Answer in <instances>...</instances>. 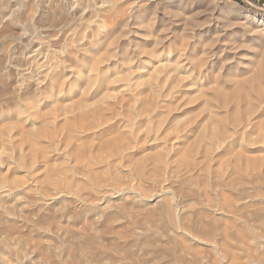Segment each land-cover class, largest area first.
Returning a JSON list of instances; mask_svg holds the SVG:
<instances>
[{"label":"rangeland","instance_id":"374dc122","mask_svg":"<svg viewBox=\"0 0 264 264\" xmlns=\"http://www.w3.org/2000/svg\"><path fill=\"white\" fill-rule=\"evenodd\" d=\"M58 3L62 5L59 6ZM86 3L93 5L91 7ZM94 5L99 7V10ZM90 8L92 9L89 10ZM65 9L67 10L65 11ZM47 10L51 12H46ZM64 12L70 15L69 18ZM89 12L90 14H87ZM96 12L98 13L93 15ZM61 13L62 18L59 17ZM49 16H54V18ZM75 16L80 20H76ZM40 17L42 20L39 19ZM83 17H86L84 18L87 20L86 22L82 20ZM78 20L84 24L79 25ZM144 22L145 24H143ZM146 23L153 29L154 35L160 36L163 40L158 47L160 54L164 52L168 60L175 58L176 54L179 56L178 52L184 50V47L180 48L183 46L180 39L183 36L182 39L186 42L188 40L190 46L182 53L195 54L192 55L196 57L192 58L195 62L200 59V56H205V65L201 69L203 71L207 66L204 72L207 71L208 74L220 67H222V72L229 68L230 71L235 69L236 72L238 71L237 73H240L247 69L249 61L257 53L258 48L264 47V0H57V3L54 0H0V114L13 110L16 102H23L26 95H32V91L34 94L41 90V94H45L41 83L36 81L39 79L36 78L41 70L38 68V63L42 60L38 55L36 56L37 63L34 62L32 51L34 47L39 48L41 54L47 58V61L44 62L45 66L62 63L61 66L64 65L62 76L65 75L64 81L62 79L61 86L59 85L62 90L60 91L58 87L59 90L56 88L50 94L53 95V98L50 95L46 94L45 97L42 94L39 96L41 100L38 101L40 102H37L33 108L28 106L29 109H26L25 107L24 113H21L17 118H15L16 116L4 117L0 121V264H264V240L249 236L245 238L246 240L240 241L232 227L228 228H231L228 231L229 237H224L225 235L220 230L223 215L215 208L213 210L214 204L211 198L214 190L223 189L231 199V213L237 214L252 230L264 233V228L261 225V222L264 223V170L259 176L256 174L258 177L254 176L257 181L259 180L256 183V188L254 183H251L255 181L254 177L253 181L246 179L247 186L243 185L244 180L241 181L242 179L238 178H233L230 181L231 186H224L214 179L206 181L207 184H205V180L203 183L202 180H189L193 174L202 173L200 166L196 168L201 172L196 168L194 171L190 167L175 170L176 172L173 170L174 172L162 173L155 169L152 171L153 168L150 170L149 166L139 167V170L135 167H126L127 164L126 166L117 165L118 168L115 170L114 168L108 170L106 169L108 163H104V157L106 158L110 147H106L105 143L112 134H95L97 138L91 137L92 130L79 129L75 124L77 116L83 109L85 111L91 107H104L110 103L118 102L119 99L124 100L131 92L129 89L132 90L133 85H136L138 72L146 73L148 64H151V60L144 58L143 62L146 65H140V58L143 59V55L136 54L135 60L127 59L125 60L127 63L120 62L125 66L114 62L111 58L107 59L108 62L106 59H102L96 63L97 65H93L96 56L92 58L94 62L89 60L90 62L87 61V64H84L86 67L73 65L74 69H71V65L75 63L73 60L75 56V60H77L78 57L87 55L94 39L98 35L102 37L104 32L110 30L109 28H114L118 45L123 43L124 46L129 45L128 40L141 39L137 37V33L145 30L148 26ZM124 31L128 34L126 35ZM109 34L106 33V35ZM142 40L144 41V39ZM117 43L110 44L111 47L108 43L104 44L105 46L101 47L99 54L105 52L104 47H107L106 50L112 48L117 56L120 55L117 52L119 49L121 51L123 46H116ZM31 46L32 48H30ZM131 48L130 46L128 50ZM58 50L61 51L58 52ZM75 51L77 52L75 53ZM167 51L170 55L166 53ZM49 52L51 53L49 54ZM47 54H49L48 57ZM56 55L58 56L54 59ZM64 60L69 61L65 62ZM106 67L110 70L106 71L108 75L105 71L102 73L100 70L101 74L99 69L108 70ZM131 67H136L138 71L134 68L133 71ZM75 68H80V71L77 69L78 72H75ZM85 68L86 70H83ZM117 70L119 75L115 72ZM67 72H69V76ZM129 72L133 74L129 75ZM192 73L195 74H189L190 79L187 76L185 81L189 82L193 77L192 81L196 80L195 77L196 81H199L197 71H192ZM72 74L76 75L75 79L71 76ZM87 74L89 75L87 76ZM134 74L136 75L134 76ZM84 75L87 77L85 78ZM97 75L104 76L99 78ZM66 77L68 79H65ZM103 77H105L104 80H102ZM117 79L118 81H116ZM123 79L125 80L123 81ZM84 80L85 83L87 81V84L84 83ZM96 80H99L100 85ZM94 81L97 82L96 85H94ZM36 82L38 83L36 84ZM76 82L77 84H75ZM109 84L111 85L109 86ZM130 85L131 87H128ZM99 88L102 90L100 91ZM84 90L88 92H83ZM123 91L126 92L123 93ZM40 92L38 93L40 94ZM122 94L123 96H121ZM104 95L106 98H103ZM120 96L121 98H119ZM171 96L178 97L180 111H183L185 105L181 104L184 101L180 97V93L173 91ZM99 99L105 102L101 100V103L96 102ZM53 100H56V103ZM76 102H79L83 109L80 106L77 107ZM94 102L99 105L95 106ZM57 104L59 105L57 106ZM68 107L69 110H67ZM46 111L47 114H45ZM73 117H76V121L72 119ZM52 118L57 120L54 121ZM49 119L56 123L53 122V124ZM42 121H46L45 124ZM119 122L118 125L123 124V122ZM171 124H166L165 128L167 130L169 127L172 128ZM66 125L67 127H65ZM1 127H3L2 130ZM4 127L6 128L4 129ZM74 130L77 131L76 134H74ZM70 131H74L73 134ZM26 135L27 137H25ZM69 135L74 136L70 139ZM85 135L92 138L91 141H87ZM260 135V130L257 129L251 133L252 139L259 138L260 140ZM93 140L94 142H92ZM84 143L85 145H83ZM138 144L144 145L143 148L148 145L146 142H137L136 144L132 142L131 150L129 149L128 152L126 150L123 154L133 155ZM94 145L96 146L93 147ZM108 160H110L109 157L107 162H109ZM115 171L117 173H114ZM153 172H156L157 176L153 175ZM164 177L165 179H163ZM167 178L169 179L167 180ZM237 180L241 181V184ZM261 180L262 182H260ZM249 195L251 197L248 198Z\"/></svg>","mask_w":264,"mask_h":264},{"label":"bare ground","instance_id":"6f19581e","mask_svg":"<svg viewBox=\"0 0 264 264\" xmlns=\"http://www.w3.org/2000/svg\"><path fill=\"white\" fill-rule=\"evenodd\" d=\"M70 1V0H69ZM73 1V0H72ZM79 1V0H78ZM54 2L57 3V0ZM62 3V1H60ZM86 2V1H85ZM101 2V1H100ZM47 4V3H46ZM59 4V3H58ZM82 4V3H81ZM85 4V3H84ZM89 5L93 4H89ZM95 4L97 2L95 1ZM62 4H59V6ZM68 5V4H66ZM77 5V4H75ZM101 5V4H100ZM65 6V5H64ZM71 6V5H70ZM87 6V5H85ZM87 6V7H88ZM95 6V5H94ZM93 6V7H94ZM102 6V5H101ZM7 7V6H6ZM78 7V6H77ZM76 7V8H77ZM38 10L40 11L39 7H37ZM51 8V7H50ZM61 8V7H60ZM59 8V9H60ZM72 8V7H71ZM79 8V7H78ZM81 8V7H80ZM97 8V6H95ZM99 8V7H98ZM97 8V9H98ZM49 9V8H48ZM63 9V8H62ZM61 9V10H62ZM73 9V8H72ZM82 9V8H81ZM90 8L89 10H91ZM94 9V8H93ZM37 10V11H38ZM51 10V9H50ZM46 11V12H51V11ZM54 9H52L53 11ZM67 9H65L66 11ZM80 10V9H78ZM84 10H86L84 8ZM99 10V9H98ZM132 10V9H131ZM28 11V10H27ZM35 11V10H34ZM55 11V10H54ZM75 11V10H74ZM82 11V10H81ZM88 11V10H87ZM93 11V10H92ZM103 11V9H102ZM95 12V11H94ZM101 12V9H100ZM34 13V12H33ZM41 13V12H40ZM63 13V12H62ZM62 13L60 14L59 17L61 16ZM66 13V12H64ZM92 13L93 15L97 14ZM104 13V12H103ZM35 14V13H34ZM38 14V12H37ZM36 14V18H37ZM44 14V12H43ZM67 14V13H66ZM74 14V13H72ZM80 14V13H79ZM78 14V15H79ZM85 14V12H84ZM87 14H90L87 13ZM131 14V13H130ZM57 15V14H56ZM59 15V14H58ZM57 15V16H58ZM75 15V14H74ZM81 15V14H80ZM86 15V14H85ZM120 15V14H119ZM10 16V15H9ZM31 16V15H30ZM34 16V15H33ZM46 16V15H45ZM55 16V14H54ZM54 16H49L50 18H54ZM65 16V15H64ZM70 15L67 14V17L69 18ZM84 16V15H83ZM88 16V15H87ZM92 16V15H91ZM90 16V17H91ZM107 16V15H105ZM6 17V16H5ZM48 17V16H47ZM46 17V18H47ZM58 17V18H59ZM76 17V16H75ZM80 17V16H79ZM11 18V17H10ZM44 18V17H43ZM45 18V19H46ZM73 18V17H72ZM81 18V17H80ZM86 17H83L82 20H87L84 19ZM89 18V17H88ZM99 18V17H98ZM109 18V17H108ZM32 19V18H31ZM39 19L42 20L40 17ZM44 19V20H45ZM67 19V18H66ZM74 19V18H73ZM79 19L76 17V20ZM93 19V18H92ZM116 19V18H115ZM69 20V19H68ZM80 20V19H79ZM78 20V22H79ZM109 20V19H108ZM126 20V19H125ZM37 21V20H36ZM74 21V20H73ZM105 21V20H103ZM112 20L110 19V22ZM40 22V21H39ZM67 22V20H66ZM65 22V23H66ZM70 22V20L68 21ZM67 22V23H68ZM83 22V21H82ZM125 22V21H124ZM123 22V23H124ZM146 22V21H145ZM145 22L143 24H145ZM76 23V21H75ZM102 23V22H101ZM107 23V20H106ZM109 23V22H108ZM113 23V22H112ZM122 23V24H123ZM142 23V22H141ZM71 24V23H70ZM74 24V23H73ZM84 24V23H80ZM97 24V23H96ZM105 24V23H104ZM140 24V23H139ZM147 24V23H146ZM151 24V23H150ZM72 25V24H71ZM107 25V24H106ZM110 25V24H109ZM108 25V26H109ZM148 25V24H147ZM152 25V24H151ZM65 26H67L65 24ZM107 26V27H108ZM111 26V25H110ZM121 26V25H120ZM52 27V26H51ZM54 27V26H53ZM61 27V26H60ZM69 27V26H67ZM106 27V28H107ZM118 27V26H117ZM140 27V26H139ZM153 27V26H152ZM72 28V27H71ZM121 28H123L121 26ZM120 28V29H121ZM163 28V27H162ZM29 29V28H28ZM110 30L107 31L110 33L109 35H106L107 32L103 33V36L101 35H96L97 38L94 39V43L91 45L89 48L87 55H83V57L79 58L77 60L76 56L75 61H73L74 64L71 65V67L74 65L75 67H78L79 65H84L87 64V61L92 60V58L96 57L95 62L93 65H97V62L102 61V59H109L111 58L114 62H125L127 59H136L134 56L137 55H143L140 58V65L144 66L143 61L146 60H151V64H148L149 66L147 67L146 73H139L137 74V78L135 81L136 85H133V89L126 98L119 99L118 102H114V104L106 105L104 107H91L89 110L83 111V107L79 105V102H76L77 107L80 106L82 107V111H80V114L77 116V122L75 124L78 126L79 129L84 128V130H92L90 134H92L91 137H96L97 134H109L110 136L109 139H107V143H104L106 147H110L109 151H107L106 158L109 162H107V159L104 157V163H108V166L106 169L108 170H115V168H118L117 165H125L127 164L126 167H135V168H145V167H151L150 170L152 171L155 169L159 172L166 173L169 171H175V170H180L182 168H193L194 170L196 167L200 166L202 173L201 174H193L191 176V179L189 180H205V182H209L210 179H214L217 183L219 182L220 184L224 186L230 185V181L233 178H238L242 179L243 185H246L247 180L251 179V181L254 180V178L263 172L264 170V47L257 51V53L252 56L251 60L248 63V67L246 70L240 71V73H237L234 69V71H230L225 69V71L222 72V67L218 68L216 71H210L209 74L204 72V69L202 71V67L205 65L204 57L200 56L199 60L193 61L192 58L194 55L190 53H182L184 50H187L189 48V41L180 38L182 41V45L180 48H183L182 52H178L179 56L173 57L171 60L164 55L165 53L163 52L160 54L159 52V45L163 42L162 38L158 35H154L153 29L148 25L145 30L140 31L137 33V37L141 38L138 40L135 39H130L128 40L129 45L120 44L118 45V38L116 35H114V28H109ZM161 29V28H160ZM167 29V28H166ZM36 30V29H35ZM94 30V29H93ZM103 30V29H102ZM123 31V29H121ZM125 30V29H124ZM105 31V30H104ZM121 31V32H122ZM184 31V30H183ZM80 32V31H79ZM83 32V31H82ZM95 32V31H94ZM93 32V33H94ZM120 32V31H119ZM118 32V33H119ZM127 32V31H126ZM175 32V31H174ZM35 33V32H34ZM66 33V32H65ZM101 33V32H100ZM117 33V30H116ZM125 33V31H124ZM218 33V32H217ZM1 34V33H0ZM120 34V33H119ZM126 34V33H125ZM128 34V33H127ZM126 34V35H127ZM3 35V33H2ZM106 35V36H105ZM23 36V35H22ZM49 36V35H48ZM78 36V35H77ZM82 36V35H81ZM119 36V35H118ZM155 36V37H154ZM166 36V35H165ZM40 37V36H39ZM125 37V36H123ZM187 37V36H186ZM29 38V37H28ZM128 38V37H127ZM166 38V37H165ZM27 39V38H26ZM92 39V40H93ZM144 39V41L142 40ZM24 40V39H23ZM31 40V38H30ZM26 41V40H25ZM24 41V42H25ZM36 41V40H35ZM120 41V40H119ZM41 42V41H40ZM107 42L109 45L110 44H115L117 43L116 46H123L120 53L119 51L116 55L115 51L111 49L106 50L107 47H104L105 52H99L101 51V47L105 46L104 44ZM123 42V41H121ZM199 42V41H198ZM28 43V42H27ZM43 43V42H41ZM73 43V42H72ZM127 43V44H128ZM191 43V42H190ZM39 44V43H38ZM37 44V45H38ZM76 44V43H74ZM19 45V44H18ZM41 45V44H39ZM38 45V46H39ZM108 45V46H109ZM175 45V44H174ZM177 45V44H176ZM180 45V44H179ZM211 45V44H210ZM48 46V45H47ZM131 46L133 50H128L129 47ZM204 46V45H203ZM41 47V46H40ZM45 47V46H43ZM42 47V48H43ZM49 47V46H48ZM72 47V46H71ZM111 47V45H110ZM109 47V48H110ZM114 47V46H112ZM194 47V44H193ZM32 48V46L30 47ZM41 48V49H42ZM50 48V47H49ZM116 48V47H115ZM162 50V46L160 47ZM179 48V49H180ZM195 48V47H194ZM46 49V48H45ZM53 49V48H52ZM64 49V48H63ZM74 49V48H73ZM77 49V48H76ZM85 49V48H84ZM165 49V47H164ZM51 50V49H48ZM56 50V49H54ZM172 50V49H171ZM178 50V49H177ZM34 54V62H36V59L39 55L40 61L38 64V70H40V74H36L37 76L36 81L41 83V88L43 86L44 88V93L43 96L46 97L47 95H50L53 93L54 89H60L61 86V81L63 79L64 81V76H62V71L64 70V65L61 66V64H55L49 66H45V56L41 54L39 51V48H35L32 50ZM30 51V52H32ZM43 51V50H42ZM47 51V50H46ZM45 51V52H46ZM53 51V50H51ZM57 51V50H56ZM61 51V50H60ZM58 50V52H60ZM166 51V50H164ZM181 51V49H180ZM194 51V50H193ZM206 51V50H205ZM44 52V53H45ZM54 52V51H53ZM77 51H75L76 53ZM174 52V51H173ZM207 52V51H206ZM51 52H49L50 54ZM57 53V52H55ZM63 53V52H62ZM71 53V52H70ZM74 53V54H75ZM167 54L169 51L166 52ZM182 53V54H181ZM47 54V57L48 55ZM60 55L59 53H57ZM73 54V53H71ZM85 54V52H84ZM99 54V55H98ZM204 54V53H203ZM56 55L54 59L58 56ZM170 55V53H169ZM168 55V56H169ZM193 55V56H192ZM200 55V54H199ZM202 55V53H201ZM71 56V55H70ZM72 56V57H73ZM79 56V55H78ZM174 56V55H173ZM197 56V55H196ZM207 56V55H206ZM210 56V55H209ZM33 57V56H32ZM36 57V58H35ZM50 57V56H49ZM118 57V58H117ZM137 57V56H135ZM202 57V58H201ZM14 58V57H13ZM59 58V57H58ZM57 58V59H58ZM61 58V57H60ZM198 58V57H197ZM19 59V58H18ZM39 59V60H40ZM50 60V58H48ZM66 59V58H65ZM72 59V58H71ZM207 59V58H206ZM16 60V59H15ZM138 60V59H137ZM229 60V59H228ZM47 61V60H46ZM63 61V59H62ZM65 61V60H64ZM69 61V60H68ZM65 61V62H68ZM111 61V60H110ZM109 61V62H110ZM139 61V60H138ZM147 61L148 63H150ZM209 61V60H208ZM7 62V60H6ZM15 62V61H14ZM51 62V61H50ZM51 62V63H53ZM90 62V61H89ZM108 62V60H107ZM130 63V61L128 60ZM31 63V62H30ZM47 63V62H46ZM64 63V62H63ZM104 63V62H103ZM207 63V62H206ZM50 64V63H49ZM65 64H70V63H65ZM106 64V63H105ZM113 64V63H112ZM110 64V65H112ZM115 64V63H114ZM121 64V63H120ZM137 64V63H134ZM3 65V64H2ZM6 65V64H5ZM4 65V66H5ZM15 65V64H13ZM101 65V64H100ZM104 65V64H103ZM123 65V64H121ZM208 65V64H207ZM7 66V65H6ZM73 66V67H74ZM86 67V65H84ZM115 66V65H113ZM125 66V65H123ZM122 66V67H123ZM133 66V65H132ZM138 66V65H137ZM15 67V66H14ZM71 69H74V68ZM81 67V66H80ZM88 67V65H87ZM102 67V66H101ZM112 67V66H110ZM109 67V68H110ZM121 67V66H120ZM139 67V66H138ZM211 67V66H210ZM9 68V67H8ZM68 68V65H67ZM95 68V67H94ZM93 68V71H94ZM108 69V67H106ZM114 68V67H113ZM116 68V67H115ZM126 69L128 68L125 67ZM124 68V70H125ZM132 70L133 68L137 70L136 67H131ZM142 68V67H141ZM214 68V67H213ZM7 69V68H5ZM66 69V67H65ZM70 69V68H69ZM68 69V70H69ZM80 71V68H75V72ZM91 67L89 68V70ZM99 69V68H98ZM118 69V68H116ZM130 69V68H129ZM139 69V68H138ZM224 69V68H223ZM233 69V68H232ZM9 70V69H8ZM83 70H86L83 69ZM88 70V71H89ZM103 71H110L109 69H99ZM210 70V68H208ZM26 71V70H25ZM66 71V70H65ZM70 71V70H69ZM91 71V70H90ZM98 71V70H97ZM111 71H113L111 69ZM123 71V70H122ZM120 71V72H122ZM126 71V70H125ZM130 71V70H129ZM134 71V70H133ZM138 71V70H137ZM145 71V70H144ZM192 71L196 72L197 71V77H199V81H196L197 78L195 77L196 80H193L194 77L189 80V82L185 81L186 77L189 74H193ZM72 72V71H71ZM86 72V71H85ZM100 72V73H101ZM116 74L119 75L118 70L115 71ZM113 72V73H115ZM124 72V71H123ZM250 72L248 75L247 73ZM65 73V72H64ZM63 73V74H64ZM69 72H67L68 74ZM74 73V72H73ZM81 73V72H80ZM84 73V72H82ZM93 73V72H92ZM101 73V74H102ZM125 73V72H124ZM130 73V72H129ZM128 73V74H129ZM86 74V73H85ZM94 74V73H93ZM96 74V73H95ZM108 75V72H106ZM105 74V75H106ZM133 73H130L129 75H132ZM134 74V76L136 75ZM195 74V73H194ZM193 74V75H194ZM78 75V74H77ZM89 74H87L88 76ZM92 75V74H91ZM113 75V74H112ZM111 75V76H112ZM121 75V73H120ZM36 76V75H33ZM69 76V74H68ZM73 76V74L71 75ZM74 76H76L74 74ZM73 76V78H74ZM80 76V75H79ZM86 76V77H87ZM95 76V75H94ZM99 77V75H97ZM101 76V75H100ZM104 76V75H102ZM101 76V77H102ZM124 76V75H123ZM128 76V75H126ZM63 77V78H62ZM83 77V76H81ZM80 77V78H81ZM85 77V75H84ZM85 77V78H86ZM99 77V78H101ZM107 77V76H106ZM109 77V76H108ZM116 77V75H115ZM118 77V76H117ZM121 77V76H120ZM32 78V74H31ZM34 78V80H35ZM78 78V77H76ZM98 78V79H99ZM105 77H103L102 80H104ZM114 78V77H113ZM119 78V77H118ZM122 78V77H121ZM204 78V79H203ZM65 79H68L67 77ZM75 79V78H74ZM73 79V81H74ZM90 79V78H89ZM94 79V77H93ZM129 79V78H128ZM135 79V78H134ZM164 79V80H162ZM190 79V78H189ZM33 80V82H35ZM71 80V79H70ZM69 80V81H70ZM79 80V79H78ZM83 80V79H82ZM86 80V79H85ZM84 80V83H85ZM95 80V79H94ZM109 80V79H108ZM111 80V79H110ZM113 80V79H112ZM115 80V79H114ZM125 79H123L124 81ZM188 80V79H187ZM68 81V83H70ZM76 81V80H75ZM99 82V80H96ZM101 81V80H100ZM107 81V80H106ZM118 81V79L116 80ZM122 81V80H120ZM130 81H131V76H130ZM36 82V84L38 83ZM66 82V81H65ZM115 82V81H114ZM63 83V82H62ZM67 83V84H68ZM72 83V82H71ZM90 83H92V80H90ZM97 82L94 81V85H96ZM102 84L104 82H101ZM111 83V82H109ZM113 83V82H112ZM111 83V84H112ZM127 83V81H126ZM133 83V81H132ZM22 84V83H21ZM64 84V83H63ZM77 84V82L75 83ZM87 84V81L86 83ZM89 84V82H88ZM100 85V82L98 83ZM109 84V86L111 85ZM120 84V83H119ZM130 84V83H129ZM135 84V83H134ZM167 84V85H166ZM19 85V84H18ZM35 85V84H34ZM60 85V86H59ZM74 85V83H72ZM83 85V84H82ZM93 85V83H92ZM124 85V84H123ZM128 86V87H131ZM37 86V85H36ZM65 86V84L63 85ZM88 85H86L87 87ZM108 87V85H106ZM127 86V85H126ZM67 87V86H66ZM65 87V88H66ZM86 87H83V89ZM91 87V86H90ZM98 87V86H97ZM121 87V86H120ZM125 87V86H124ZM17 88V87H16ZM40 88V89H41ZM64 88V89H65ZM68 88V87H67ZM88 88V87H87ZM95 88V86H94ZM115 88V87H114ZM119 88V87H118ZM123 88V87H122ZM58 89V90H59ZM75 89V87H74ZM82 90V88H80ZM90 89V88H89ZM88 89V90H89ZM100 89V88H99ZM109 89V88H108ZM112 89V88H111ZM125 89V88H124ZM38 90V89H37ZM43 90V89H42ZM56 90V91H58ZM62 89H60L61 91ZM68 90V89H67ZM102 89H100L101 91ZM107 90V89H105ZM110 90V89H109ZM117 90V89H116ZM122 90V89H121ZM126 90V89H125ZM41 91V90H40ZM38 91V92H40ZM90 91V90H89ZM95 91V90H94ZM112 91V90H111ZM127 91V90H126ZM126 91H123L125 93ZM173 91L176 93H180V97L183 99L184 103H181L185 105V109L183 111H180V107L178 105V97L171 96L173 94ZM1 92V91H0ZM33 92V91H32ZM31 92L32 95H26V99L23 102H16V105H14V109L11 111H4L0 114V121L4 117H11V116H17L21 115V113H24L23 110L30 107H34L40 98L39 96H42L41 92L40 94L38 92H35L34 94ZM59 92V91H58ZM83 92H88L84 90ZM98 93V90L96 91ZM103 92V91H102ZM120 92V91H119ZM122 92V91H121ZM100 93V92H99ZM110 93V92H108ZM116 93V92H115ZM172 93V94H171ZM27 94V93H26ZM30 94V93H29ZM56 94V93H55ZM58 94V93H57ZM86 94V93H85ZM101 94V93H100ZM99 94V95H100ZM103 94V93H102ZM111 94V93H110ZM175 94V93H174ZM10 95V94H9ZM93 95V94H92ZM98 95V97H99ZM120 95V94H119ZM7 96V95H6ZM53 96V95H52ZM50 95V97H52ZM88 96V94H87ZM106 95H104L103 98ZM123 96V94L121 95ZM121 96L119 98H121ZM176 96V95H175ZM28 97V98H27ZM49 97V96H48ZM57 97V96H56ZM80 97H81V92H80ZM97 97V98H98ZM111 97V95H110ZM108 96V98H110ZM10 98V97H9ZM44 98V97H43ZM53 98V97H52ZM100 98V97H99ZM107 98V100H108ZM117 98V97H116ZM124 98V97H123ZM181 98L180 101H181ZM22 99V98H21ZM50 99V98H49ZM41 100V99H40ZM87 100V99H86ZM101 99L97 100L96 102L101 103ZM106 100V99H105ZM20 101V99H18ZM54 101V100H53ZM52 101V102H53ZM56 101V100H55ZM54 101V102H55ZM82 101V100H81ZM90 101V100H89ZM95 101V100H94ZM104 101V100H103ZM102 101V102H103ZM53 102V103H54ZM66 102V101H65ZM68 102V101H67ZM72 102V101H71ZM86 102V101H84ZM83 102V103H84ZM91 102V101H90ZM94 102V103H96ZM105 102V101H104ZM109 102V101H108ZM56 103V102H55ZM54 103V104H55ZM63 103V102H62ZM74 103V102H73ZM92 103V102H91ZM94 104L95 106L98 104ZM180 103V102H179ZM53 104V105H54ZM107 104V103H106ZM180 104V105H181ZM59 104H57L58 106ZM85 105V104H84ZM90 106L92 104H89ZM99 105V104H98ZM104 105V104H103ZM102 105V106H103ZM52 105L50 104V107ZM55 106V105H54ZM66 106V105H65ZM69 106V105H68ZM48 107V106H47ZM46 107V108H47ZM67 107V106H66ZM88 107V103H87ZM31 108V109H32ZM61 108V107H60ZM59 108V110H60ZM85 108V106H84ZM89 108V107H88ZM94 108V109H93ZM37 109V108H36ZM35 109V110H36ZM71 109V108H70ZM87 109V108H86ZM4 110V109H2ZM1 110V111H2ZM46 110V109H45ZM56 110V109H55ZM65 110V109H64ZM69 110V107L68 109ZM66 111V110H65ZM59 112V111H58ZM62 112V111H61ZM67 112V111H66ZM53 114L55 112H52ZM64 113V111H63ZM68 113V112H67ZM36 114V113H35ZM41 114V113H40ZM39 114V115H40ZM47 114V111L46 113ZM65 114V113H64ZM70 114V112H69ZM23 115V114H22ZM43 115V114H42ZM61 115V114H59ZM67 115V114H66ZM65 115V116H66ZM72 115V113H71ZM51 116V115H50ZM54 116V115H53ZM52 116V117H53ZM58 116V115H57ZM62 116V115H61ZM70 116V115H69ZM74 116V113H73ZM41 117V116H40ZM54 118V117H53ZM52 118V119H53ZM58 118V117H57ZM63 118V117H62ZM71 118V117H70ZM76 118V117H75ZM73 117L72 119L75 120ZM79 118V119H78ZM43 119V118H42ZM52 119H49L50 121ZM9 120V119H8ZM12 120V119H11ZM16 120V119H15ZM44 120V119H43ZM46 120V119H45ZM56 121L55 119H53ZM64 121V119H62ZM10 121V120H9ZM22 121V120H21ZM53 121V122H54ZM62 121V122H63ZM76 121V120H75ZM119 121L123 122V124L118 125L117 123H120ZM43 122V121H42ZM46 122V121H44ZM43 122V123H44ZM52 122V121H51ZM52 122V123H53ZM66 122V121H65ZM40 123V122H39ZM56 123V122H54ZM53 123V124H54ZM70 123V122H69ZM73 123V122H72ZM171 124L169 129L165 128L166 124ZM8 124V123H7ZM10 124V123H9ZM42 124V123H41ZM45 124V123H44ZM43 124V125H44ZM71 124V123H70ZM4 125V124H2ZM11 125V124H10ZM38 125V124H37ZM74 125V124H73ZM75 125V126H76ZM80 125V126H79ZM6 126V125H5ZM12 126V125H11ZM42 126V125H41ZM64 126V125H63ZM76 126V129H78ZM10 127V126H9ZM37 127V126H36ZM67 127V125L65 126ZM168 127V126H167ZM3 127H1L2 130ZM6 127H4L5 129ZM27 128V127H25ZM32 129V128H31ZM75 129V128H72ZM260 130V136H261V141L258 139H252L251 133L253 130ZM20 130V129H19ZM63 130V128H62ZM83 129L81 130L84 131ZM96 130V131H95ZM29 131V130H28ZM47 131V130H45ZM75 131V130H74ZM73 131V132H74ZM6 132V131H5ZM60 132V131H59ZM72 132V131H70ZM72 132V134H73ZM77 131H75L74 134H76ZM81 132H78L81 134ZM4 133V131H3ZM20 133V131H19ZM18 133V134H19ZM83 133V132H82ZM88 134L87 132H84ZM7 134V133H5ZM26 134V133H25ZM29 134V133H28ZM96 134V135H95ZM8 135V134H7ZM30 135V134H29ZM47 135V134H46ZM17 136V135H16ZM43 136V135H42ZM60 136V134H59ZM74 136V135H72ZM70 139H71V137ZM78 136V135H77ZM27 137V135L25 136ZM30 137V136H29ZM36 137V136H35ZM50 137V136H49ZM87 137V135H85ZM101 137V136H100ZM109 137V136H108ZM74 138V137H73ZM87 137V141L92 138ZM97 138V137H96ZM27 139V138H26ZM85 139V138H84ZM50 140V138H49ZM79 140V139H78ZM27 141V140H26ZM71 142V141H69ZM85 142V140H84ZM94 142V140L92 141ZM98 142V141H97ZM132 142L133 143H139V142H146L148 145L143 148V146L139 145L136 146L137 150L133 152L132 154L126 153L125 155L123 154L124 151L127 150L129 151L130 147H132ZM25 143V142H24ZM29 143V142H28ZM91 143V142H90ZM66 144V143H65ZM68 144V143H67ZM77 144V143H76ZM93 144V143H92ZM91 144V145H92ZM99 144V143H98ZM97 144V145H98ZM144 144V143H143ZM32 145V144H31ZM37 145V144H36ZM69 145V144H68ZM75 145V144H74ZM85 145V143L83 144ZM104 145V144H103ZM94 145L93 147H95ZM22 147V146H21ZM77 147V146H76ZM87 147V145H86ZM135 147V148H136ZM81 148V147H80ZM100 148V146H99ZM148 148V149H147ZM83 149L84 146H83ZM91 149V147H90ZM134 149V147H133ZM147 149V150H145ZM27 150V149H26ZM39 150V149H38ZM88 150V149H87ZM131 150V149H130ZM84 151V150H83ZM97 151V150H95ZM106 151V150H105ZM8 152V151H7ZM74 152V151H73ZM90 152V151H89ZM98 152V151H97ZM104 152V151H102ZM82 153V152H81ZM86 153V151H85ZM74 155V154H73ZM72 155V156H73ZM104 156V155H103ZM74 157V156H73ZM98 157V156H97ZM77 158V157H76ZM91 158V157H90ZM106 159V161H105ZM97 160V159H96ZM86 161V160H85ZM103 161V160H102ZM87 163V161L85 162ZM100 165V164H99ZM86 166V165H85ZM124 166V167H125ZM88 168V167H87ZM104 168V167H103ZM123 168V167H122ZM89 169V168H88ZM126 169V168H125ZM197 169V168H196ZM195 169V170H196ZM87 170V169H86ZM97 170V169H96ZM99 170V169H98ZM102 170V169H101ZM140 170V168H139ZM147 170V169H146ZM149 170V171H150ZM194 170V171H195ZM199 171V169H197ZM145 171V170H144ZM173 171V172H174ZM191 171V170H190ZM103 172V171H102ZM112 172V171H111ZM110 172V173H111ZM143 172V171H142ZM176 172V171H175ZM178 172V171H177ZM201 172V171H199ZM106 173V172H105ZM103 173V174H105ZM113 173V172H112ZM114 173H117L116 171ZM121 173V172H120ZM119 173V174H120ZM147 173V172H146ZM150 173V172H149ZM156 173V172H155ZM154 172L152 173L153 175L155 174ZM198 173V172H197ZM95 174V173H94ZM109 174V173H108ZM172 174V173H171ZM170 174V175H171ZM257 174V175H256ZM93 175V174H92ZM111 175V174H110ZM114 175V174H113ZM256 175V176H255ZM108 176V175H107ZM106 176V177H107ZM116 176V175H115ZM142 176V175H141ZM157 176V174H155ZM164 176V175H163ZM168 176V174H167ZM255 176V177H254ZM257 176V177H258ZM94 177V176H93ZM161 177V176H160ZM159 177V179H160ZM166 177V176H165ZM165 177L163 179H165ZM254 177V178H253ZM261 177V176H260ZM91 179V178H90ZM95 179V178H93ZM169 178H167L168 180ZM247 179V180H246ZM253 179V180H252ZM260 179V178H258ZM99 180V179H98ZM161 180V179H160ZM174 181V180H173ZM222 183H221V182ZM241 181L237 180V182ZM167 182V181H164ZM190 182V181H189ZM207 182L205 184H207ZM259 182L255 178L254 182V187L256 188V183ZM262 182V180L260 181ZM163 183V182H162ZM161 185V184H160ZM198 185V184H197ZM196 185V186H197ZM217 185V184H216ZM249 185V184H248ZM251 185V184H250ZM195 186V185H194ZM201 186V185H200ZM221 186V185H220ZM231 186V185H230ZM235 186V185H234ZM238 186V184H237ZM247 186V185H246ZM252 186V185H251ZM240 187V186H239ZM221 188V187H220ZM223 188V187H222ZM229 188V187H228ZM237 188V187H236ZM204 189V188H203ZM215 189H217L215 187ZM205 191V190H204ZM253 191V190H252ZM251 192V191H250ZM257 192V191H256ZM264 192V190H263ZM209 193V192H208ZM178 195V194H177ZM207 195V194H206ZM210 195V194H209ZM215 195V197H214ZM208 196V195H207ZM206 197V196H204ZM251 197V195L248 196V198ZM208 199V197H206ZM213 200L214 206L212 207L213 210H218L220 214L223 215V223L222 227L220 230L223 232L224 237H229V232L230 229L229 227H232L233 230H235V233L239 236L240 241H244L245 238L249 236H254L257 239L264 240V233L262 231L258 230H252L251 228L248 227L246 223H244L238 216L237 214H232L230 211L231 207V199L230 197L224 193L223 189H219L217 191H213V197H211ZM198 199V198H197ZM251 199V198H250ZM253 199V198H252ZM155 200V199H154ZM206 200V199H205ZM211 200V199H210ZM211 200V201H212ZM246 200V199H245ZM208 201V200H207ZM247 201V200H246ZM238 204V203H237ZM245 204V203H244ZM246 205V204H245ZM248 205V204H247ZM254 205V204H253ZM258 209V208H257ZM238 213V212H237ZM250 215V214H249ZM220 217V216H219ZM209 219V217H208ZM246 219V218H245ZM248 219V218H247ZM251 219V218H250ZM249 223V222H248ZM262 227L264 228V223L261 222ZM187 233V232H185ZM246 240V239H245ZM259 244V243H258ZM240 245V244H239ZM242 246V245H241ZM262 246V245H261ZM216 247V246H215ZM233 256V255H232ZM264 258V257H263ZM233 261V260H232ZM239 264V263H238Z\"/></svg>","mask_w":264,"mask_h":264}]
</instances>
